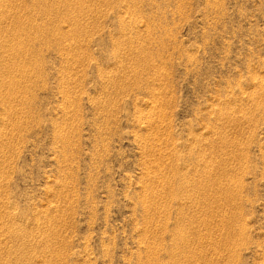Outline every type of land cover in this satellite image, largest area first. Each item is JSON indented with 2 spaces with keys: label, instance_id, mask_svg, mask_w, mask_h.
I'll return each mask as SVG.
<instances>
[{
  "label": "rangeland",
  "instance_id": "obj_1",
  "mask_svg": "<svg viewBox=\"0 0 264 264\" xmlns=\"http://www.w3.org/2000/svg\"><path fill=\"white\" fill-rule=\"evenodd\" d=\"M0 264H264V0H0Z\"/></svg>",
  "mask_w": 264,
  "mask_h": 264
},
{
  "label": "bare ground",
  "instance_id": "obj_2",
  "mask_svg": "<svg viewBox=\"0 0 264 264\" xmlns=\"http://www.w3.org/2000/svg\"><path fill=\"white\" fill-rule=\"evenodd\" d=\"M26 74V73H25ZM263 83V82H262ZM150 145V144H149ZM154 145V144H153ZM150 150V149H149ZM178 169V168H177ZM167 179V178H166ZM171 179V178H170ZM188 181V180H187ZM191 181V180H190ZM189 181V182H190ZM210 181V180H209ZM182 182V181H181ZM200 182V181H199ZM173 183V182H172ZM200 184V183H199ZM164 185V184H163ZM198 185V184H197ZM208 186V185H207ZM179 187V186H178ZM162 188V187H161ZM205 188V187H204ZM164 189V188H163ZM170 189V188H169ZM165 190H167L168 191V189H165ZM187 190V189H186ZM164 191V190H163ZM188 191V190H187ZM236 191V190H235ZM164 193V192H163ZM162 193V194H163ZM167 193V192H166ZM170 193H172V192H170ZM225 195V194H224ZM171 197V196H170ZM204 200V199H203ZM156 202V201H155ZM156 204V203H155ZM204 204V203H203ZM185 216V215H184ZM183 222V221H182ZM190 227V226H189ZM181 232V231H180ZM177 235V234H176ZM181 235V234H180ZM184 236V235H183ZM181 238V237H180ZM178 239H179V236H178ZM186 239V238H185ZM181 243V242H180ZM184 243V242H183ZM177 244V243H176ZM189 244V243H188ZM184 245H185V243H184ZM220 245V244H219ZM221 246V245H220ZM194 249V248H193ZM183 250V249H182ZM187 250V249H186ZM195 251V250H194ZM190 252V251H189ZM184 253V252H183ZM187 260V259H186Z\"/></svg>",
  "mask_w": 264,
  "mask_h": 264
}]
</instances>
